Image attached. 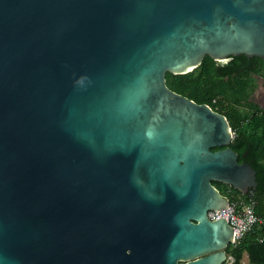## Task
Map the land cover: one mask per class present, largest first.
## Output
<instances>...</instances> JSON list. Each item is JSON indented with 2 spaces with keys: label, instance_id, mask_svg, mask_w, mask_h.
<instances>
[{
  "label": "water",
  "instance_id": "1",
  "mask_svg": "<svg viewBox=\"0 0 264 264\" xmlns=\"http://www.w3.org/2000/svg\"><path fill=\"white\" fill-rule=\"evenodd\" d=\"M239 55L264 0H0V264H223L257 171L167 73Z\"/></svg>",
  "mask_w": 264,
  "mask_h": 264
},
{
  "label": "trees",
  "instance_id": "2",
  "mask_svg": "<svg viewBox=\"0 0 264 264\" xmlns=\"http://www.w3.org/2000/svg\"><path fill=\"white\" fill-rule=\"evenodd\" d=\"M260 78L264 79V60L260 57L239 55L220 63L206 56L199 67L187 74L168 72L167 85L228 118L236 132L231 147L238 152L239 162L250 163L257 171L258 187L252 190L258 200L257 213L264 217V108L252 102ZM213 184L231 200L243 195L230 185L216 181ZM227 253L235 258L234 264H243L245 253L249 264H264V224L256 226L238 247L229 246Z\"/></svg>",
  "mask_w": 264,
  "mask_h": 264
},
{
  "label": "built area",
  "instance_id": "3",
  "mask_svg": "<svg viewBox=\"0 0 264 264\" xmlns=\"http://www.w3.org/2000/svg\"><path fill=\"white\" fill-rule=\"evenodd\" d=\"M258 200L251 189L246 194L239 195L231 200L226 209L211 210L208 215L210 219L225 218L234 228V236L229 246L236 248L253 232L256 226L264 224V217L257 213ZM235 258L227 253V259L223 264H234ZM243 264H249L243 262Z\"/></svg>",
  "mask_w": 264,
  "mask_h": 264
},
{
  "label": "rangeland",
  "instance_id": "4",
  "mask_svg": "<svg viewBox=\"0 0 264 264\" xmlns=\"http://www.w3.org/2000/svg\"><path fill=\"white\" fill-rule=\"evenodd\" d=\"M227 62L228 61H221L220 63H227ZM257 83H258V87L252 96V102L264 108V79L263 78H260L259 80L257 79ZM243 260L248 261V259L245 258V255Z\"/></svg>",
  "mask_w": 264,
  "mask_h": 264
},
{
  "label": "crops",
  "instance_id": "5",
  "mask_svg": "<svg viewBox=\"0 0 264 264\" xmlns=\"http://www.w3.org/2000/svg\"><path fill=\"white\" fill-rule=\"evenodd\" d=\"M245 258L248 259V254L247 253H245ZM243 262L248 263V261H245V260H243Z\"/></svg>",
  "mask_w": 264,
  "mask_h": 264
},
{
  "label": "flooded vegetation",
  "instance_id": "6",
  "mask_svg": "<svg viewBox=\"0 0 264 264\" xmlns=\"http://www.w3.org/2000/svg\"><path fill=\"white\" fill-rule=\"evenodd\" d=\"M232 132H233V137L236 136V132L232 129Z\"/></svg>",
  "mask_w": 264,
  "mask_h": 264
}]
</instances>
